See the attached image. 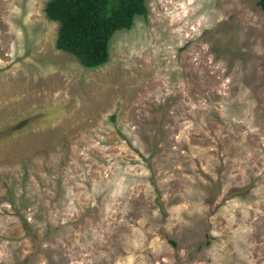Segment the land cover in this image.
Segmentation results:
<instances>
[{
	"label": "rangeland",
	"instance_id": "1",
	"mask_svg": "<svg viewBox=\"0 0 264 264\" xmlns=\"http://www.w3.org/2000/svg\"><path fill=\"white\" fill-rule=\"evenodd\" d=\"M48 0H0V264H264V9L145 0L87 68Z\"/></svg>",
	"mask_w": 264,
	"mask_h": 264
},
{
	"label": "trees",
	"instance_id": "2",
	"mask_svg": "<svg viewBox=\"0 0 264 264\" xmlns=\"http://www.w3.org/2000/svg\"><path fill=\"white\" fill-rule=\"evenodd\" d=\"M264 9V0H258ZM44 13L58 23L55 46L78 58L87 68L108 61L109 41L128 30L136 17L146 18L145 0H48Z\"/></svg>",
	"mask_w": 264,
	"mask_h": 264
}]
</instances>
